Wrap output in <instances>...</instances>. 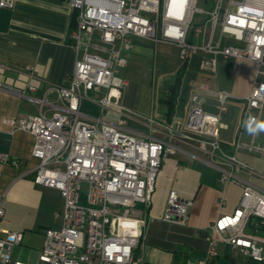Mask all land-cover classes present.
Masks as SVG:
<instances>
[{"label":"built area","instance_id":"2783aa9c","mask_svg":"<svg viewBox=\"0 0 264 264\" xmlns=\"http://www.w3.org/2000/svg\"><path fill=\"white\" fill-rule=\"evenodd\" d=\"M13 2L0 0V7L10 8ZM69 6L75 11L69 32L74 68L67 85L51 88L62 107L50 115L39 110L29 117L1 120L32 136L31 154L39 161L33 181L60 192L63 209L54 218L60 217L61 225L44 229L34 263L14 256L23 232L0 229V264H143L135 250L146 219L136 211H147L162 162L175 152L171 142L175 135L193 138L218 168L219 206L229 183L241 188L234 210L219 213L206 227V250L196 264H211L218 242L263 262L264 188L238 173L264 181V167L255 168L238 155L243 152L264 162V132L250 135L244 127L250 115L264 121V0H69ZM132 36L177 45L180 63L197 56L198 70L212 79L219 59L255 64L252 88L240 98L231 152L224 150L219 130L226 128L221 118L233 96L205 82L194 89L184 120L172 118L162 124L165 137L128 130L120 118L110 121L81 111L85 99L101 112L117 107L125 82L116 72L126 63L122 53L132 47ZM0 89L23 94L2 83ZM101 90L99 98H88ZM209 98L214 100V112L203 107ZM0 163L18 165L5 152L0 153ZM192 204V199L171 189L162 219L184 225Z\"/></svg>","mask_w":264,"mask_h":264},{"label":"crops","instance_id":"0c3cea01","mask_svg":"<svg viewBox=\"0 0 264 264\" xmlns=\"http://www.w3.org/2000/svg\"><path fill=\"white\" fill-rule=\"evenodd\" d=\"M74 23L75 11L69 6V0H14L10 8L0 7V83L23 93L0 89V153H8L18 162L17 166L0 163V195L3 196L0 229L22 231L24 236L20 245L34 247L37 255L44 229L55 228L56 220L61 219L54 218V213L62 211L63 199L57 189L33 181L39 161L31 154L32 136L24 130H13L1 120L4 117H29L39 110L50 115L54 109L62 107L56 91L51 88L67 85L73 71L75 55L69 32ZM131 42L132 47L122 53L126 63L116 72L125 82L117 107L101 112L95 103L85 99L81 111L110 121L120 118L128 130L165 137L161 128L167 122L164 99L181 64L179 49L172 43L138 36H132ZM197 64V56L187 61L172 118L185 119L191 95L200 82L227 91L233 96L230 102L235 111L222 114L221 121L226 128L219 132L224 150L231 152L242 105L240 98L252 88L255 64L245 59H219L214 79L200 72ZM193 65L198 72L195 77ZM102 93L103 90L91 92L88 98L97 99ZM40 99L44 102H39ZM204 100V109L214 112V100ZM171 142L175 152L166 155L162 162L147 211H136L146 219L135 250L143 264H196L206 250V227L219 213H231L241 195V188L229 183L224 204L219 206V170L209 154L201 151L193 138L175 135ZM238 156L255 168L264 167V162L252 155L240 152ZM238 175L262 187V180L244 171ZM171 189L180 197L193 201L184 225L162 219ZM234 191H237L235 198L231 196ZM19 246L15 248L14 256L34 263L37 255L35 261L22 259ZM216 249L218 255L211 264H264L228 243L218 242Z\"/></svg>","mask_w":264,"mask_h":264},{"label":"trees","instance_id":"16d2710c","mask_svg":"<svg viewBox=\"0 0 264 264\" xmlns=\"http://www.w3.org/2000/svg\"><path fill=\"white\" fill-rule=\"evenodd\" d=\"M187 62L181 63L180 67L175 75L174 80L168 86L167 95L164 99V103L167 106L166 118L167 122L171 121L174 114V106L177 100L178 93L181 89L182 76L186 70Z\"/></svg>","mask_w":264,"mask_h":264},{"label":"rangeland","instance_id":"374dc122","mask_svg":"<svg viewBox=\"0 0 264 264\" xmlns=\"http://www.w3.org/2000/svg\"><path fill=\"white\" fill-rule=\"evenodd\" d=\"M189 72V71H188ZM193 75L194 77L198 75L197 69L193 65ZM235 107L233 104H231L230 99L227 101V111L223 114V116L227 114L234 113ZM261 185L264 188V181H261ZM232 190V188H230ZM237 195V191L232 192L231 196L235 198ZM61 219L56 220L55 224L53 225L55 228L60 227ZM37 255V249H35L32 246H26L24 244L19 246V256L22 259H27L28 261H35V257Z\"/></svg>","mask_w":264,"mask_h":264},{"label":"clouds","instance_id":"9594fccd","mask_svg":"<svg viewBox=\"0 0 264 264\" xmlns=\"http://www.w3.org/2000/svg\"><path fill=\"white\" fill-rule=\"evenodd\" d=\"M245 131L250 135H259L264 132V121H259L254 116H248L244 121Z\"/></svg>","mask_w":264,"mask_h":264}]
</instances>
